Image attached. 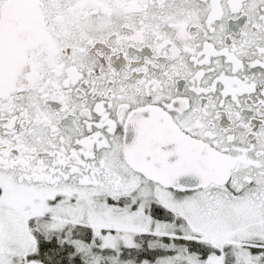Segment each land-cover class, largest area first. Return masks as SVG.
<instances>
[{
  "label": "snow or ice",
  "instance_id": "obj_1",
  "mask_svg": "<svg viewBox=\"0 0 264 264\" xmlns=\"http://www.w3.org/2000/svg\"><path fill=\"white\" fill-rule=\"evenodd\" d=\"M0 264H264V0H0Z\"/></svg>",
  "mask_w": 264,
  "mask_h": 264
}]
</instances>
